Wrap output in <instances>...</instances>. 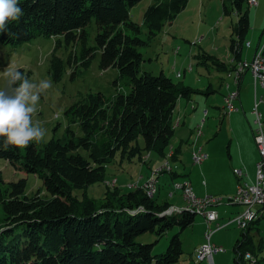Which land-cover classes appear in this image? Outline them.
I'll return each instance as SVG.
<instances>
[{"label":"trees","instance_id":"obj_1","mask_svg":"<svg viewBox=\"0 0 264 264\" xmlns=\"http://www.w3.org/2000/svg\"><path fill=\"white\" fill-rule=\"evenodd\" d=\"M139 1L20 0L24 15L0 33V44L11 47L39 37L60 36L72 50L64 61L54 54L61 42H54L47 68L52 82L61 79L66 66L73 70V78L74 69H87L98 54V69L116 70L125 87L116 88L107 98L98 92L78 93L63 111L66 126L60 137L0 151L1 160L39 179L48 194L24 196V179L0 186V264H175L180 259L179 234L193 224V212L183 209L165 215L168 210L162 211L170 205L156 204L142 187L122 192L105 186L99 200L85 194L89 186L103 183L109 164L140 160L144 153L163 158L173 136L176 102L203 93L161 73L153 76L140 71L143 58L137 48L146 46L147 41L141 39L140 26L128 16V9ZM151 1L141 15L146 40L170 24L188 0ZM221 12L235 16L228 50L237 61L249 29L247 0H221ZM91 19L96 33L93 45L88 46L85 27ZM193 58L199 65L231 70L205 53ZM17 70L29 78V71ZM71 125H77L79 136ZM170 149L169 162L178 161L179 145ZM168 175L170 180L177 177L175 172ZM73 190L81 191L80 198L72 195ZM260 219L257 216L239 231L240 239L231 247L232 264L251 260L252 264H264L262 240L256 245L252 242ZM172 228L178 232L169 238L164 251L152 254L153 244ZM146 233L155 240L150 244L135 241ZM246 254L251 260L244 258Z\"/></svg>","mask_w":264,"mask_h":264},{"label":"rangeland","instance_id":"obj_2","mask_svg":"<svg viewBox=\"0 0 264 264\" xmlns=\"http://www.w3.org/2000/svg\"><path fill=\"white\" fill-rule=\"evenodd\" d=\"M151 3V0H140L128 9L129 19L140 26V37L142 40L147 41L146 46L137 48V51L143 58L142 63L140 64V71L149 72L153 76L161 73L174 83H180L193 90L203 92L202 94L197 93L192 95L191 100L194 99V102L198 104V112H202V106L207 107L209 115L206 117L205 123H211V128L207 130V134L210 132V136L216 135L213 146L222 147V155L226 158L227 142L224 141V136L225 133L227 134L228 132L225 120L222 123H219L221 119L220 112L222 110H218V108L221 107L220 102L222 96L225 95L229 89H226V93H224L225 88H227L225 84H228L229 86L230 83L226 78L227 74L232 72V67L229 65L232 56L228 50V40L231 26L235 22V16L233 14L229 16L222 15L220 5L221 0H188V3H190L188 7L176 15L171 24L164 25L162 30L152 39L146 40V30L141 26V15L145 8ZM197 3H199V6ZM85 31L88 34V46H91L93 45V36L96 33V25L92 19L86 25ZM57 40L60 41L61 44L55 49L54 54L65 61L68 52L72 50V48L65 46L60 36L50 38L39 37L15 47L0 44V70L11 65L15 69L29 71V79L33 82L38 83L41 80L49 79L47 76L48 61L54 42ZM245 51L246 50L241 47V57L244 56ZM201 53L215 57L219 63L226 65L227 69L228 67H231V70L224 73L222 70H215V67L209 64H207V66L197 64L196 61L199 60L194 59L193 57L196 54L200 55ZM251 58L248 61H250ZM233 61L235 60H232V62ZM97 64L98 54L91 61L87 69L83 70L80 67L74 69L75 75L73 78L70 77L73 70H70V68L66 66V70L61 79L58 82L51 81L52 87L41 96L40 102L37 106L38 111L34 117V120H39L42 126L46 129V137L43 142L37 143L38 145L47 142L52 137L58 138L63 134L66 126L63 111L76 100V95L78 93L85 94L88 92H98L107 98L114 93L116 88H125L123 82L118 79L116 70L111 68L99 70ZM4 86L5 80L0 76V88H3ZM207 86L209 88L208 90L206 89ZM223 118H225V116L222 117V120ZM198 126L196 128L186 126L185 128H181V131L173 134L169 146L172 147L173 145H179L180 154L178 161L173 163L169 162L172 151L170 148L166 150L167 152L163 158H160L161 160L152 153H149L150 155L144 153V168H152L151 163L148 162L147 159L149 156L151 159L153 158L152 160L161 161L159 167L151 169L150 177H148L146 181L148 182L151 177L155 180L154 191L149 197H152L156 204H161L169 200L167 197L169 193L178 195L177 191H179L178 193L180 197L179 195L177 197H179L184 203L181 208L169 206L168 208H173L174 211L167 212L165 215L178 213L183 209L186 210V203L181 197V190L174 188V185L177 182L171 183L168 173L173 172V169H175L177 173L184 174L186 171L198 168L191 165L193 163L190 160V155H188L190 142H192V140L194 143L197 142L195 137L196 131H198V128L200 127ZM220 127L221 129L218 133ZM70 128L75 135H80L77 125H71ZM201 131L204 137L206 133V125L200 130V132ZM180 139L182 140L177 143ZM200 140L202 145L199 147L202 148L204 153V149H206L209 139L206 138ZM138 142L141 144L140 140ZM195 147H197V145ZM78 152L82 155L84 154L82 150H79ZM145 154H148L149 156ZM125 164L126 161H124L122 165ZM130 164V166H125L126 168L123 170L119 165H107L103 183L90 186L85 191L86 196L93 198L94 200H99L102 197L105 186L118 188L122 192H127L129 189L135 187H142L145 192V184L143 186H135L136 183H134L137 173L139 169H141V164L136 160H132ZM165 164H168L170 170H161L159 173L155 174V170L165 166ZM114 168L118 169V171L115 172ZM236 171L237 170H235V172ZM0 174L3 183L0 185L1 187L9 182L24 179V196L29 197L37 193L41 197H48V194L42 187L41 181L31 174H26L23 171H20L17 168V165L12 166L8 162L0 159ZM113 175L117 178V186H114V181L109 179L112 178ZM156 182H158L157 185ZM80 194V190L72 191V195L76 198H80ZM145 195L148 197L146 193ZM213 199L218 200L217 204L222 202V199L220 198L215 197ZM223 199L225 200L221 204L230 203L227 198ZM212 207H209V209L217 215ZM168 208L164 209L162 212L166 211ZM199 221H202L201 215L199 216V214H196L194 218L195 223L193 222L195 225L186 228L179 234L182 249L181 260L179 261H188L192 247L198 243L200 236L203 240V230H201ZM257 228L258 232L253 233L252 235V242L256 245L260 239L262 240L260 256L264 258V217L259 220ZM176 232H178L177 228H172L161 236L155 245L152 246V254L163 252L167 241ZM233 233L238 239H240L239 231L235 226H230L212 237L211 241H214L217 246H221L223 249V252L219 255H214L212 257L213 264H232L233 254L231 252V245H233L234 241L232 240L230 243V239ZM225 238L229 241V244L227 245L222 244ZM154 240L155 237L149 233L143 234L135 239L136 242L143 244H150ZM191 261H194V259ZM195 263L202 264L200 262Z\"/></svg>","mask_w":264,"mask_h":264},{"label":"crops","instance_id":"obj_3","mask_svg":"<svg viewBox=\"0 0 264 264\" xmlns=\"http://www.w3.org/2000/svg\"><path fill=\"white\" fill-rule=\"evenodd\" d=\"M249 1L251 0H247L249 29L244 37L243 46H242L246 51L244 53V56L241 57V50H240L239 60L237 61L232 62V58H231L230 64H229L230 66H234L235 64V67H236V64L239 62H245V61L247 62L252 57V55L255 53V51L262 46H263L262 57H264V44H263V40H264V37H263L264 36V0H254L255 5H252V6L248 4ZM189 4L190 3H188L187 1V4L184 9H186ZM197 5L199 6V3H197ZM246 43L248 44L247 47H246ZM226 78L229 80L230 83H229V86L228 84H225L227 88H225L224 93H226V89L228 88H229L228 91L229 90L237 91V98L233 101V105L236 108V111L231 112L228 115L224 114L223 107H224L225 95L222 96L221 102H220L221 107L218 108V110L219 109L222 110L220 112L221 119L219 123H222L225 120V125H226L227 132H228L227 134L225 133V136H224V141L227 142V147H226L227 157L226 158L224 157V155H222V147L213 146V142L216 138V135L210 136V132H208L207 134V130L211 128V123H205V119L209 115V112L206 106L204 107L202 106L201 107L202 112L201 111L198 112L197 111L198 104L194 102L195 101L194 99L193 100H191V98L189 100L179 99L176 102V105L172 112L173 134L181 131V128H185L186 126L196 128L200 124L199 125L200 127L199 126L198 127H199V130H201L206 125V133L204 137L201 131L200 135L198 137H195L197 142L194 143L193 140L192 142H190L189 144L190 150L188 153V155L191 156L192 152L198 150L197 148H199V151H201L202 148H200L201 147L200 145L202 144L200 143L201 142L200 139L208 138L209 143L207 144L206 149H204L205 150L204 153L207 154L206 158L199 164H196V165L191 164L192 166H195L198 168L195 170L186 171V173L184 174L183 173L179 174L177 173L175 169H173V172H175L177 177L171 180V183L173 182L178 183V182H184V181L187 182L191 188L193 195L198 199H202L206 197H214V198L217 197V198L222 199V202H224L225 199L223 198L232 197L235 194V190L237 191L241 183H246L250 185L254 181V165L256 161L258 160V155L256 152V148L254 146V143L252 141V134H251L252 133L251 108H252V103H253L252 78L248 71H244L238 78V84L236 85V87L233 84L232 72L227 74ZM208 86L206 88L207 90L209 89ZM241 93H242V96H241ZM255 94L257 95L260 94V90L257 87L255 88ZM257 110L262 115V117H264V110L261 104L257 105ZM223 116H225V118H223L222 120ZM220 129L221 127L219 128L218 133L220 132ZM182 139L178 141L176 140L177 143L181 141ZM196 145L197 147H195ZM175 146L177 145H173L172 147L170 146V148L173 149ZM201 152H203V150ZM148 154H145V155H148ZM147 159H148V162L151 163L152 168L148 166H147L148 168H144L145 166L144 154L141 156L140 160H136L139 164H141V169H139L137 173V177L135 178V181H134V183H136L135 186H143L145 182L147 181L148 177H150L151 169H156L157 167H159L161 163V161L152 160L153 158L151 159L150 156L147 157ZM130 162H126L125 165H122L123 162L121 163L115 162L112 166L119 165L121 169L123 170L124 168H126L125 166L131 165ZM235 168L241 171L242 173L241 178L240 176L235 175V172H234ZM114 169H115L114 170L115 172L118 171V169L116 168ZM109 179H111V181H114V186H117V178L115 177V175H113L112 178H109ZM157 183L158 182H156V185ZM178 192L179 191H177V194L179 195ZM178 195L172 194V193L168 194L167 197L169 198V200H167V203L171 207H174V208L183 207L184 203L181 199H179L180 195L179 197H177ZM221 203L214 205L212 207V209H214L217 213V220L211 225H209L210 229L213 228L214 224L224 225L228 221V219L231 220L233 216L240 213L244 209L243 206L241 205H237L233 203H223V204ZM255 212L257 213L258 217L259 216H261V218L264 217V206L260 208H256ZM199 223L201 225V230H203V234H204L206 230V224L203 218H202V221H199ZM192 225H195V224H192ZM230 226H235V225L233 223H230V225H226L223 228L213 232L210 237V242L213 245L217 246L214 241H211L212 237L215 234L221 231H224L226 228ZM235 228L237 227L235 226ZM240 230L241 229H238V231ZM232 240L234 242L238 240V238L236 237L234 233L232 234L230 243ZM202 242L203 240L200 236L198 243L192 247L189 260L179 261L181 260L179 259L175 264H193V263L198 264L191 260H193V254H194L195 248L198 247V245H200ZM222 244H226V245L229 244V241L227 240V238L223 240ZM153 245H155V243ZM217 247L222 248L221 246H217ZM219 254L220 253H217L215 254V256ZM200 263L208 264L205 261H202Z\"/></svg>","mask_w":264,"mask_h":264},{"label":"built area","instance_id":"obj_4","mask_svg":"<svg viewBox=\"0 0 264 264\" xmlns=\"http://www.w3.org/2000/svg\"><path fill=\"white\" fill-rule=\"evenodd\" d=\"M255 5V1L251 0V6ZM248 44L246 43V47ZM263 46L255 51L252 58L248 63H244L243 71H248L252 78L253 86V103L251 108L252 115V141L256 148L258 155V160L254 165V181L252 184L248 185L246 183H241L246 185V192H238L235 190V194L232 197L227 198L230 203L243 206V211L233 216L231 220H228L224 225L214 224L213 228H209V225L217 220V215L209 209L213 205L217 204L218 200L213 199L214 197H206L202 199L196 198L187 182L176 183L174 185L175 189L181 190V197L185 201L186 206L192 209H200L201 217L206 224V230L203 234V243L199 245L193 254V259L195 262L205 261L208 264H212V256L221 253L222 248L213 245L210 242V236L213 232L223 228L226 225L233 223L238 229L244 230L247 226V215L256 214L255 209L263 206L264 198V142H260V133L264 132V117L258 112L257 105L261 104L264 110V58L262 57ZM232 67L233 74V84L236 87L238 84V78L242 73H235V67ZM259 88L260 94H255V88ZM237 98L236 90H229L225 94L224 114H229L236 111L233 105V101ZM200 135V130L196 131V137ZM206 158V154L196 150L192 152L190 160L193 164H199ZM161 170L168 171V166L163 167ZM240 173V178L242 173L239 169L235 168ZM157 174V173H156ZM155 180L153 177L149 178L148 182L145 183L144 189L145 193L152 195L154 191ZM169 210V208L167 209ZM245 259L251 260V258L246 254ZM248 264H252L249 262Z\"/></svg>","mask_w":264,"mask_h":264},{"label":"clouds","instance_id":"obj_5","mask_svg":"<svg viewBox=\"0 0 264 264\" xmlns=\"http://www.w3.org/2000/svg\"><path fill=\"white\" fill-rule=\"evenodd\" d=\"M24 15L20 0H0V33ZM5 86L0 88V151L23 149L41 143L46 129L34 120L41 96L52 87L50 79L38 83L11 65L0 70Z\"/></svg>","mask_w":264,"mask_h":264},{"label":"bare ground","instance_id":"obj_6","mask_svg":"<svg viewBox=\"0 0 264 264\" xmlns=\"http://www.w3.org/2000/svg\"><path fill=\"white\" fill-rule=\"evenodd\" d=\"M249 5H251V1H249L248 3ZM244 63H248V62H239L236 64V67H235V64H234V67H235V73H242L243 71V66H244ZM225 100V98H224ZM260 142H264V132H261L260 133ZM165 166H168V164H165ZM165 166H162L161 168H159L158 170H155V174L156 173H159L160 172V169H162L163 167ZM170 170V167L168 166V171ZM235 172V171H234ZM235 174L237 176H240V173L239 171L237 170L235 172ZM238 192H246V185L245 184H242L241 186L238 187L237 189ZM148 194V193H146ZM263 206H264V198H263ZM186 210L190 211V212H193L195 213V215L199 214V216L201 215V210L200 209H192V208H189V207H186ZM170 211H174L173 208H169V210L167 212H170ZM176 211V210H175ZM258 212V211H257ZM261 214V213H260ZM256 214H249L247 215V224L250 223L251 221H253L255 218H256ZM247 262V261H246Z\"/></svg>","mask_w":264,"mask_h":264}]
</instances>
